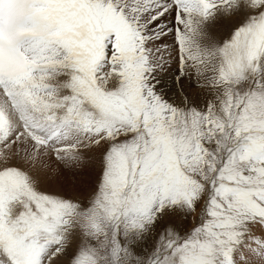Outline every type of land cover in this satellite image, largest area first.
Listing matches in <instances>:
<instances>
[{
	"label": "snow or ice",
	"instance_id": "snow-or-ice-1",
	"mask_svg": "<svg viewBox=\"0 0 264 264\" xmlns=\"http://www.w3.org/2000/svg\"><path fill=\"white\" fill-rule=\"evenodd\" d=\"M0 264H264V0H0Z\"/></svg>",
	"mask_w": 264,
	"mask_h": 264
}]
</instances>
